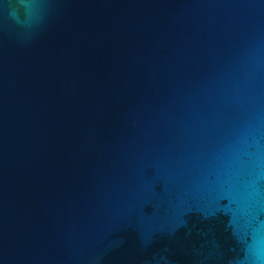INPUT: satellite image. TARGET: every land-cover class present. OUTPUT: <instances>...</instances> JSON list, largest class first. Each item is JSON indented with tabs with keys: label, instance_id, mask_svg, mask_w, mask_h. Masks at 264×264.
I'll return each mask as SVG.
<instances>
[{
	"label": "water",
	"instance_id": "1",
	"mask_svg": "<svg viewBox=\"0 0 264 264\" xmlns=\"http://www.w3.org/2000/svg\"><path fill=\"white\" fill-rule=\"evenodd\" d=\"M0 264H264V0H0Z\"/></svg>",
	"mask_w": 264,
	"mask_h": 264
}]
</instances>
